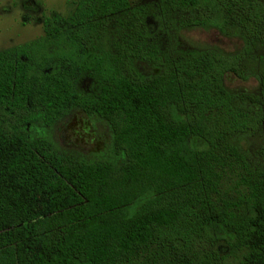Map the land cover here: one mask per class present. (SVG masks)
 <instances>
[{
    "label": "trees",
    "instance_id": "trees-1",
    "mask_svg": "<svg viewBox=\"0 0 264 264\" xmlns=\"http://www.w3.org/2000/svg\"><path fill=\"white\" fill-rule=\"evenodd\" d=\"M151 16L241 50L166 55ZM42 32L0 50V264H219L220 240L264 264V165L240 146L264 130V0H78ZM229 74L260 91H231ZM76 107L107 123L109 158L29 136Z\"/></svg>",
    "mask_w": 264,
    "mask_h": 264
},
{
    "label": "rangeland",
    "instance_id": "rangeland-1",
    "mask_svg": "<svg viewBox=\"0 0 264 264\" xmlns=\"http://www.w3.org/2000/svg\"><path fill=\"white\" fill-rule=\"evenodd\" d=\"M78 0H0V50H4L42 37V20L45 16L59 14L67 17ZM159 0H130L132 5L157 3ZM163 23V22H162ZM159 25L155 17L148 18V27L159 37L160 48L164 54L173 55L179 49H215L223 53L241 50L242 40L236 36H225L213 27L177 29ZM168 27V28H167ZM111 36V35H110ZM258 54L264 56V46L258 47ZM141 73L148 75L155 69L144 61L137 63ZM225 85L231 91L257 93L260 86L254 76L246 79L229 74ZM84 92H92L96 83L88 75H82L78 82ZM264 92V88H263ZM41 126L38 125V128ZM29 128L32 138L49 139L61 154L83 157L89 160L109 158L110 130L107 123L95 116H87L80 108L69 111L53 126L41 133ZM240 146L247 159L253 164L264 165V130L241 137ZM219 264H241L240 253L229 251L224 240L218 241Z\"/></svg>",
    "mask_w": 264,
    "mask_h": 264
},
{
    "label": "flooded vegetation",
    "instance_id": "flooded-vegetation-1",
    "mask_svg": "<svg viewBox=\"0 0 264 264\" xmlns=\"http://www.w3.org/2000/svg\"><path fill=\"white\" fill-rule=\"evenodd\" d=\"M44 20V19H43ZM43 20H42V26H43ZM29 42V41H28ZM26 43V42H25ZM24 44V43H23ZM29 128H33L34 130V132H36V133H41V131L43 132L44 131V129H46L47 127H40V128H38V126H34V127H29V124H28V126H27V130H29Z\"/></svg>",
    "mask_w": 264,
    "mask_h": 264
}]
</instances>
